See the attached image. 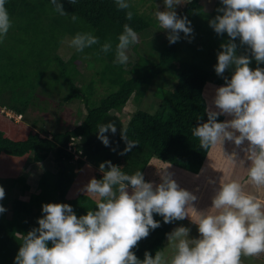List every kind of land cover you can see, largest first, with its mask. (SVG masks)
I'll return each mask as SVG.
<instances>
[{"label": "trees", "instance_id": "obj_1", "mask_svg": "<svg viewBox=\"0 0 264 264\" xmlns=\"http://www.w3.org/2000/svg\"><path fill=\"white\" fill-rule=\"evenodd\" d=\"M60 3L67 16L57 13L49 0H6L5 4L12 25L0 42V173L4 176L0 186L5 191L0 205L6 209L0 213V264H14L22 243L17 232L38 226L42 204L67 203L77 216L94 209L95 198L81 189L90 178L102 177L99 165L104 161L130 175L140 170L149 181L146 174L169 166V170L198 174L212 147L201 148L192 129L207 120L204 92L208 84L225 83L214 65L221 43L229 38L226 33L218 35L208 23L218 14L220 0L184 4L177 14L191 21L193 32L188 37L181 33V39L171 44L167 30L146 16L153 13L151 0H130L128 9H119L115 0ZM127 11L133 13L131 20ZM73 14L76 21L71 20ZM125 24L137 32L138 40L129 47L135 59L121 65L114 63L115 44ZM77 32H92L99 43L83 52L69 48L68 56L60 55L62 40ZM108 41L113 47L104 53L101 45ZM236 42L237 54L250 55L246 46ZM81 65L91 74H84ZM256 66L252 60L250 68ZM224 76L230 78L231 71ZM98 84L105 86L106 94L96 101ZM131 98L137 108L123 120L117 114ZM75 102L85 109L79 123L50 130L53 122L64 123L65 107ZM154 102L156 109L150 112ZM6 112L21 120L16 122ZM217 119L222 121L224 116ZM107 123H114L117 132L105 133L109 137L105 146L97 131ZM121 135L137 142L124 155L119 154L125 147ZM48 160L51 169L41 167L38 173L29 168L45 166ZM31 173L38 174L34 188L28 182ZM153 216L161 221L160 227L132 249L141 260L145 251L154 255L162 250L174 223Z\"/></svg>", "mask_w": 264, "mask_h": 264}, {"label": "clouds", "instance_id": "obj_2", "mask_svg": "<svg viewBox=\"0 0 264 264\" xmlns=\"http://www.w3.org/2000/svg\"><path fill=\"white\" fill-rule=\"evenodd\" d=\"M49 2L61 16L68 15L60 0ZM188 2L162 0L163 9L155 8V19L161 29L167 30L170 44L181 39V33L188 37L193 32L191 21L175 11L176 6ZM5 4L6 0H0V42L12 25ZM115 4L119 9H128L130 0H115ZM220 5L216 9L218 14L208 23L218 35L226 33L229 38L221 43L214 65L215 73L225 83L215 89L214 108L206 109L207 120L194 126L192 135L199 138L201 148L217 143L222 146L225 140L239 147L247 141L241 148L246 154L243 159L235 151L225 155L230 163L238 162L246 169L251 183L261 186L264 185V67L260 66L264 64V0H220ZM132 16L131 11L126 12L127 19ZM77 19L71 15L72 21ZM237 39L250 55L237 54ZM137 40V32L125 24L115 44L114 63L126 64L127 51ZM62 43L83 52L98 44L99 39L92 32H77ZM112 47L110 41L105 42L101 51L108 53ZM252 60L257 66L250 68ZM228 70L230 78L224 76ZM221 115L231 118L220 121L217 117ZM109 131L117 132L114 123L98 127L97 137L105 146L109 145V137L105 135ZM121 137L125 147L119 154L124 155L137 142ZM78 155L75 153L74 158ZM169 167L159 171L160 182L154 184L145 181L140 170L130 175L111 161H104L99 165L102 177L90 178L81 189L95 198V208L77 216L67 203L42 204L38 226L27 233L17 232L22 243L14 264H242V255L264 253V200L245 191L238 179H228L215 189L211 206L197 210L193 203L197 196L178 185ZM4 195L0 186V199ZM4 211L0 205V213ZM154 213L164 223L189 218L199 236L192 238L188 227L177 226L166 234L173 250L170 258L157 250L154 255L145 251L144 258L139 259L132 249L161 224L154 219Z\"/></svg>", "mask_w": 264, "mask_h": 264}, {"label": "rangeland", "instance_id": "obj_3", "mask_svg": "<svg viewBox=\"0 0 264 264\" xmlns=\"http://www.w3.org/2000/svg\"><path fill=\"white\" fill-rule=\"evenodd\" d=\"M137 5L140 6L141 4L138 3ZM149 5L153 6L154 8L152 10L153 13L150 16L146 14L145 15L148 16V18H153L154 20H156L154 16V11L156 6H158L161 10L163 9L162 0H151V3H149ZM183 5L176 6L175 11L177 12L179 9L183 7ZM147 14H149V12ZM58 52L62 56H68L70 54V49L67 46V44L64 43L59 48ZM127 54L129 56V61H133L135 59L134 52L130 48L128 49ZM80 69L83 71L84 74L87 75L91 74L86 70V68L83 70V65H81ZM208 85H209L207 86L208 88L204 92V97L207 102V107L214 108V105H212V100L214 98L215 89L217 87L211 86L210 84ZM105 92L106 90L104 85H100V84L96 85V89H95L96 101L100 99L102 96H104V94H106ZM137 105L138 103H135L134 100L131 98L129 102L126 104V106L122 109V111L117 115L118 116L120 115V117L123 120H127L136 110ZM65 108H66L64 110L65 113L63 114L64 123L56 124L53 122V124L50 127V130H57L60 126L64 128L66 125H68L71 122L72 124H70V126L74 127L79 123L80 119L85 114V109L81 102H75L69 104ZM155 109H156V105L154 102L151 105V108H149V110L150 112H152L155 111ZM223 116H224V120L231 118L225 115ZM246 144L247 141H245L244 145L238 147L234 145L232 141L225 140L222 146L219 143L212 145L209 154L207 156V159L205 160L204 165L198 174L192 175L175 169L174 170L168 169V171L173 174L172 178L178 183L180 187L193 192L197 196V200L193 202L197 210H206L207 208H209L211 206V198L214 195L215 189L218 187L220 183L226 182L228 179H238L240 183L244 186L245 191L251 192L255 194L258 198L264 200V185L256 186L253 183H251V181L247 177L246 169L240 166L238 162L236 164L230 163L229 160L227 159V156L225 155V153L230 154L233 151H235L238 154V158L243 159L246 154L243 151H241V148L245 147ZM51 162L52 161L48 160L45 166L41 164H37L36 166H32V168H35L36 171L38 169V173H40V171H42L44 168L51 169L53 167ZM0 176L3 175L0 173ZM37 176H38L37 173H31L28 176V182L32 186V188L36 186L37 178H38ZM146 177H148L149 181H152L154 179L152 181L154 182V184L160 182L159 173H155L154 175L151 176H148L146 174ZM209 180L213 181V183H209ZM18 190H19V186L15 188L14 195H17ZM73 193L74 191L70 192V194ZM180 225L186 226L190 229V233H189L190 237L196 238L199 236L196 225L192 224L189 218L174 221L170 231L173 228ZM160 251H163L167 257L169 258L171 257L173 250L169 246L167 237L164 243V247ZM241 261L242 264H264V253H260L253 256L242 255Z\"/></svg>", "mask_w": 264, "mask_h": 264}, {"label": "built area", "instance_id": "obj_4", "mask_svg": "<svg viewBox=\"0 0 264 264\" xmlns=\"http://www.w3.org/2000/svg\"><path fill=\"white\" fill-rule=\"evenodd\" d=\"M9 117H12L15 121H19L21 119L20 116H16L11 112L6 113Z\"/></svg>", "mask_w": 264, "mask_h": 264}]
</instances>
